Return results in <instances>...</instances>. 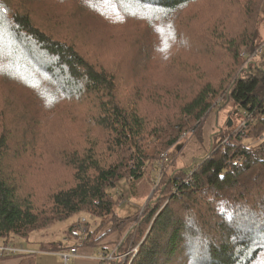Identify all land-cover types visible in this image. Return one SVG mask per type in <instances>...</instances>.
I'll use <instances>...</instances> for the list:
<instances>
[{
  "label": "rangeland",
  "instance_id": "obj_1",
  "mask_svg": "<svg viewBox=\"0 0 264 264\" xmlns=\"http://www.w3.org/2000/svg\"><path fill=\"white\" fill-rule=\"evenodd\" d=\"M21 1L25 8L33 10L37 25L74 43L97 69L116 75L119 102L127 109L136 106L148 130L156 125L165 128L158 140L148 138L157 150L162 147L160 141L165 132L179 124L182 106L202 86L210 83L220 87L229 69H246L253 62H261L262 52L255 56L257 49L250 51L242 46L240 56L246 60L237 65L230 57L228 43L253 26L260 33V40H264V0H257L261 9L256 0H197L171 12L150 9L140 0ZM39 60L33 59L34 63L26 56L14 55L13 75L0 80V137L9 139L3 168L20 185L21 196L38 208L48 206L55 192L76 184V170L69 156L82 157L86 149L92 148L102 160H116L110 147L106 149L110 138L105 128L93 122L99 113L92 100L61 99V93L46 75L47 69L41 67L45 63ZM244 72L238 74L245 75ZM236 109L226 96L214 101L200 126L185 132L187 136L182 133L176 145L162 151L168 156L170 171L186 172L193 163L211 155L222 137L241 123L239 114L243 110L238 114ZM157 173L149 166L142 178L133 181L126 179L123 169L125 178L109 189L117 201L118 224L123 220L128 229L123 240L115 242V250L128 238V231L135 228L134 233H140L142 239L137 243L130 237L120 251L136 255L157 213L168 204L177 207L170 202V189L162 192L166 182L155 187ZM257 210H264V206ZM102 222V218L79 212L28 237H14L10 243L60 254L79 244L87 227L95 230ZM107 222H103L104 228L109 226ZM245 223L247 229L252 225L247 218ZM76 225L80 227L70 229ZM195 235L196 231L188 233L194 254L186 248L173 264H195L190 258L201 259L209 254L210 237L203 235L206 242ZM1 244L4 242L0 239ZM255 264H264V256Z\"/></svg>",
  "mask_w": 264,
  "mask_h": 264
},
{
  "label": "trees",
  "instance_id": "obj_2",
  "mask_svg": "<svg viewBox=\"0 0 264 264\" xmlns=\"http://www.w3.org/2000/svg\"><path fill=\"white\" fill-rule=\"evenodd\" d=\"M140 1L150 9L171 12L197 0ZM259 40L260 33L253 26L228 43L230 57L237 65L245 62L240 48L258 50L264 46V40ZM14 55L26 56L34 63L33 59L39 62L41 59L45 63L41 67L47 69L46 75L49 74L47 77L54 89L56 85L61 99L92 100V106L99 113L94 115L93 122L105 128L110 138L106 149L110 147L116 160L104 161L92 148L86 149L82 157L69 156L76 170V184L68 190L55 192L48 206L38 208L29 198L21 196L16 179L4 171L9 139L0 137V239L4 243L11 242L14 237H28L76 213L87 212L102 218L103 222L108 220L107 228L103 222L95 230L87 227L82 244L96 246L112 233L127 228L123 220L118 224L117 201L109 193L117 181L125 178L122 170L127 173L126 179L136 181L151 166L158 171L155 187L166 182L162 192L168 187L170 202L177 207L168 204L157 213L148 237L142 241L130 264H173L186 248L194 254L193 244H189V231H196L195 236L205 241L203 235L210 237L209 242L206 241L209 254L201 259L198 256L190 258L195 264H255L261 260L264 256V210H257V207L264 206V197L255 196H264V53L260 64L253 62L246 69H229L220 87L207 83L195 92L182 106L179 124L165 132L159 150L148 138L158 140L165 128L156 125L155 129L148 130L136 106L127 109L119 102L114 73L97 69L74 43L37 25L33 10L25 8L21 0H0L1 81L13 75L11 60ZM241 71H245V75L241 73L240 76ZM225 96L236 104V113L243 110V114H239L238 127L222 137L211 155L193 163L186 172L170 171V162L159 167L162 151L176 145L182 133L187 136L185 132L200 126L214 101ZM231 197L237 200L229 199ZM246 218L248 224L252 223L248 229L245 228L248 227L245 226ZM76 227L80 226L70 229ZM134 230L128 231V238L119 246V251H123L130 237L140 242L142 235Z\"/></svg>",
  "mask_w": 264,
  "mask_h": 264
},
{
  "label": "crops",
  "instance_id": "obj_3",
  "mask_svg": "<svg viewBox=\"0 0 264 264\" xmlns=\"http://www.w3.org/2000/svg\"><path fill=\"white\" fill-rule=\"evenodd\" d=\"M127 230L128 229L126 228L121 232L123 234L122 236L118 231L115 232L112 237L101 240L96 244V246L85 245L80 247L83 245L82 241L86 236H83L82 239L79 237L80 245L76 244L69 246L65 249V251H61L60 254L52 253L51 251L42 252V249L37 250V252L30 246L26 247L23 244H20L21 246L23 245L22 247L29 253L9 257L0 256V264H108L107 262L101 261L100 259L104 254H110L115 251V242L120 239L123 240L125 237L124 232ZM72 248H77L78 254L76 257L71 258L70 261L66 263L63 255L70 252Z\"/></svg>",
  "mask_w": 264,
  "mask_h": 264
},
{
  "label": "built area",
  "instance_id": "obj_4",
  "mask_svg": "<svg viewBox=\"0 0 264 264\" xmlns=\"http://www.w3.org/2000/svg\"><path fill=\"white\" fill-rule=\"evenodd\" d=\"M261 52H262V54L264 53V46H261L260 49L257 50V52L255 53V56H257V54H259ZM162 159L163 160L160 162L159 167H163L165 165V163L170 162L168 160L167 154H163ZM159 175L161 176L160 173H159ZM27 253H29V252L27 250H25L21 245L17 246L14 243L11 244L10 242L0 245V256L1 257H9V256H15V255H21V254H27ZM130 253L131 252L120 253L119 250H115L113 253L104 254L100 260L104 261V262H106V261L116 262L117 264H118V262H121L123 264H130L133 260L132 257L136 256L135 254H132L131 256H129ZM77 254H78L77 248H72L70 250V252L63 255V258H64L65 262L67 263L70 261L71 258L76 257Z\"/></svg>",
  "mask_w": 264,
  "mask_h": 264
}]
</instances>
